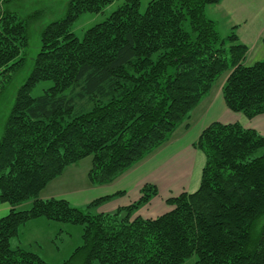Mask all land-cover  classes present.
Masks as SVG:
<instances>
[{
  "label": "trees",
  "instance_id": "trees-1",
  "mask_svg": "<svg viewBox=\"0 0 264 264\" xmlns=\"http://www.w3.org/2000/svg\"><path fill=\"white\" fill-rule=\"evenodd\" d=\"M8 4L12 0H0ZM115 0H70L63 17L43 28L32 69L16 91L0 137V264H46L10 240L44 218L82 227L81 245L63 264H264V135L239 123L213 122L194 147L205 157L198 189L166 200L154 219L135 216L158 194L111 213L98 198L84 207L39 194L68 167L91 159L93 186L106 185L166 143L223 75L228 110L264 114V59L245 65L247 47L205 16L222 0H124L82 38L72 27ZM27 24L0 13V96L25 64ZM52 85L38 97L39 83ZM30 203L27 210L19 206Z\"/></svg>",
  "mask_w": 264,
  "mask_h": 264
},
{
  "label": "crops",
  "instance_id": "crops-1",
  "mask_svg": "<svg viewBox=\"0 0 264 264\" xmlns=\"http://www.w3.org/2000/svg\"><path fill=\"white\" fill-rule=\"evenodd\" d=\"M219 5H221V18L225 21V24L229 27L230 31L233 27H235L234 31L238 40L247 47V56L244 64L249 66L257 61L263 60L264 0H222L220 4L215 6ZM226 78L227 75H223V80L221 85L218 86V90L214 93H212V90L209 91L201 103L191 112L187 122L183 123L169 140L168 145L171 143L174 144L180 139L184 140L185 138L186 146L184 147L186 148V151H180L177 149V152H174V150L171 149V154L169 156H165L164 159L166 160L164 162L161 160V157L156 161L155 157L158 154H154L153 152L148 156V161L145 162L146 164H144V162H139L120 177H117V179H115L112 183L100 186H93L89 183V181L87 183L84 181L79 183L73 177L69 182L63 184L61 182L63 176L66 174H75L77 172L75 169L67 170L72 169V165L65 169L62 175L47 185V187L39 194V199H59V197H65L69 193H83L85 190L92 189L102 190L101 194H104V196L123 192L122 195L117 196L108 202L114 203L117 201L115 202L116 204H113L111 209L103 208V210L99 211L97 209L100 213H111L120 207H126L136 202L140 198L141 188L146 184H151L157 187L158 194L156 197L152 198L147 205L139 208L135 213V216H139L143 219H154L169 212L172 207L166 204V200L175 196L173 194L171 195L172 192L177 191V194L182 192L193 193L199 187L201 171L205 164V157L200 150L194 147V144L203 129L213 122L222 123L223 118H228L225 119L227 120V124L231 123L230 120H236L234 123H239L244 128L253 129L258 132L260 127L257 122L259 119H261L259 123L264 121V114L256 116L253 119H247L240 113L234 114L233 112V114H231L232 112L226 108L221 95V89ZM185 153L190 158L188 169L184 173L182 172V168L179 170L177 168L171 170L170 165L172 162ZM166 167L170 173L166 171H164L166 174L162 173V170ZM87 172H89V170ZM158 174H164L165 178L169 182L167 185H162L163 188L159 186L158 182L160 178H157ZM176 175H179L182 179H174L173 177ZM59 184H62V186H59ZM52 185H57V187H61L63 189L68 188V191H58L56 187H52ZM23 205L19 206L18 209H20ZM10 209L11 207L6 204L0 205V217L7 215ZM42 219L44 218L29 221L21 227L24 229L26 225H37L38 223L39 225H50L48 222H43ZM18 233L17 236L10 240V246L11 248L21 247L25 249L24 246L26 243L20 239V235ZM183 264H194V262L192 263L186 261Z\"/></svg>",
  "mask_w": 264,
  "mask_h": 264
},
{
  "label": "rangeland",
  "instance_id": "rangeland-1",
  "mask_svg": "<svg viewBox=\"0 0 264 264\" xmlns=\"http://www.w3.org/2000/svg\"><path fill=\"white\" fill-rule=\"evenodd\" d=\"M69 1L70 0H12L8 4H4V1L0 2V13H2L3 10L14 12L18 15V17H20L23 21L26 22L27 30H28V41H29L28 49L26 51V61L24 66L15 73L10 84L7 86V88L0 96V137L2 135L3 127L6 122L8 113L13 104L16 91L31 72L33 59L39 50L41 31L45 26L63 17L67 3ZM123 1L124 0H115L112 4L105 7L103 11L98 14H89V13L82 14L73 25L71 30L72 33L75 35V37L81 39L84 32L87 29L105 21L109 17V15L112 12H114L123 3ZM149 1L150 0H140L141 13L145 11ZM205 16L208 19L217 23V30L222 37H226L230 33L229 27L225 24V21L221 18V5L207 6L205 8ZM222 80H223V76H221L214 83V85L211 88L212 93L218 90V86L221 85ZM51 85L52 83L49 81H45L37 84L31 90V96L38 97L42 95L44 90L48 89ZM231 114H233V112ZM225 119L228 118H223L222 124H227L226 123L227 120ZM260 120L261 119H259V121L257 122V124H259L260 127L258 133L264 135V121H261V123H259ZM234 121L236 120H230L231 123H234ZM173 134L171 135L169 140L173 137ZM169 140L163 145H161L159 148H157L155 151H153L154 154L155 153L158 154L155 157L156 161L161 157V160L164 162L166 160L164 159L165 156H169L172 150H174V152L175 151L177 152V149H179L180 151H186V148L184 147L186 146L185 138L184 140L180 139L177 140L175 143L173 142L174 144L171 143L168 145ZM148 156L145 157L143 160H141L140 163L144 162V164H146L145 162L148 161L147 159ZM189 163H190V158L185 153L182 154L181 157H179L178 159H175L170 165V168L171 170H173L174 168H177L178 170L182 168L183 169L182 172L184 173L188 169ZM90 165H91L90 158H86L81 162L73 165L71 167L72 169H67V170L75 169V171L77 172L75 174H68V175L66 174L65 176L62 177L61 182L63 184H66V182H69L73 177L79 183L83 181L87 183L88 177L86 176L87 175L86 173H88L87 171L89 170ZM164 171L170 173L167 167L162 170V173L166 174V172ZM157 178H160L158 183L161 188H163L162 185L164 186L169 183L168 180L165 178L164 174L163 175L158 174ZM173 178L174 179L179 178V180L182 179L179 175H176ZM53 186L55 185H52V187ZM59 186H62V184H59ZM55 187L58 191L61 192L68 191V188L63 189L61 187H57V185ZM101 191L102 190L92 189V190H85L83 191V193L81 192L69 193L65 197H59V199H65L67 201L69 200V203L75 207H84L87 204L91 203L92 201L103 197L104 194H101ZM177 193H178L177 191L172 192L171 195L173 194L176 196L178 195ZM115 202L114 203L106 202L97 209L98 211L103 210V208L111 209L113 204H116ZM29 208H30V203H25L20 208V210H27ZM98 211L96 210L97 213H100ZM42 220L43 222H48L50 225L49 226L39 225L38 223L37 225H26L24 229H22L23 227H20L18 231L19 232L18 234L20 235V239L26 243L24 246L25 249L37 254L46 264H63L70 258L73 251L81 245L82 227L70 223H58V222L47 221L46 219H42ZM188 262H192V263L195 262V257L190 258ZM81 263H82L81 258H76L72 261L71 264H81Z\"/></svg>",
  "mask_w": 264,
  "mask_h": 264
}]
</instances>
